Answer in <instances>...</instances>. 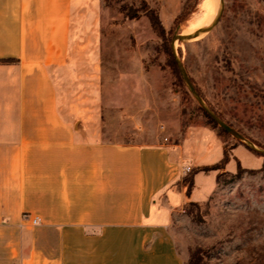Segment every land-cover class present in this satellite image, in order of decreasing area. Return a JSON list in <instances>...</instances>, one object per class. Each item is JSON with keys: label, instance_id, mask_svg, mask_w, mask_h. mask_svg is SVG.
Segmentation results:
<instances>
[{"label": "crops", "instance_id": "1", "mask_svg": "<svg viewBox=\"0 0 264 264\" xmlns=\"http://www.w3.org/2000/svg\"><path fill=\"white\" fill-rule=\"evenodd\" d=\"M101 1L0 0V264H189L174 228L180 212L209 200L218 173L236 172L199 170L224 157L210 127H200L208 138L199 155L165 138L107 141L89 117L68 113L56 77L76 59V30L96 24ZM219 148L217 162H203ZM203 175L216 183L204 186Z\"/></svg>", "mask_w": 264, "mask_h": 264}, {"label": "rangeland", "instance_id": "2", "mask_svg": "<svg viewBox=\"0 0 264 264\" xmlns=\"http://www.w3.org/2000/svg\"><path fill=\"white\" fill-rule=\"evenodd\" d=\"M203 1L155 0L154 9L205 105L264 149L257 144L264 146V0H223L211 31L178 39L202 29L217 13L218 6L211 18L193 26L204 12ZM141 4L102 0L96 24L76 30V59L56 77L61 100L70 115L89 117L107 141L150 144L167 137L168 144L192 143L201 155L208 137L200 127L211 117L174 71L163 37ZM128 11H138L137 17L128 18ZM223 139L229 152L244 145L225 165L236 172H220L209 200L184 207L174 224L177 242L189 262L264 264V156L228 132ZM220 154L219 148L203 162H217ZM193 171L192 166L183 174L184 181ZM213 181L216 175L199 179L204 186Z\"/></svg>", "mask_w": 264, "mask_h": 264}, {"label": "trees", "instance_id": "3", "mask_svg": "<svg viewBox=\"0 0 264 264\" xmlns=\"http://www.w3.org/2000/svg\"><path fill=\"white\" fill-rule=\"evenodd\" d=\"M141 8L142 10H144V13L148 16L150 22H151V25L152 27L154 28L155 31L158 32V34L160 36L163 37V40H164V46H165V49H166V52L167 54L169 55L170 57V61H171V64L174 68V71L182 76V73H181V70H180V67L178 65V61H177V57L175 55V52L174 50L172 49V46H171V42L170 40L167 38V35H166V30H165V27L163 25V22L159 16V14L157 13V11L152 8L148 2L146 0H142V4H141ZM137 14H138V11H135L133 13H129V11L126 13V16L128 18H136L137 17ZM184 15V11L178 16V19L182 18ZM173 41V39H172ZM211 120L205 124V126L207 127H210L211 129H214L217 134L219 135V137L225 142V140L223 139V133L226 132L222 127H221V130L220 131H217V122L214 121L212 118H210ZM257 144L261 147H264L263 145L259 144L257 142ZM234 148V147H233ZM251 150L254 154L258 155V156H262L260 155L259 153L255 152L254 150H252L251 148L249 149ZM230 160V152L228 150V148L225 146V152H224V157L222 158V160L219 162V163H216V164H213L211 166H204V167H201L199 168V170H205V171H208V170H218V169H221V168H224L225 165L228 163V161ZM242 170H244V168L242 167V165L238 164V173L242 172ZM261 170H264V162H263V165L261 167ZM196 172L193 171L188 177H186V182H187V193L188 195H190L191 193V190L193 189V186H194V173ZM221 173L218 174V177L220 176ZM189 264H201L200 262H189Z\"/></svg>", "mask_w": 264, "mask_h": 264}, {"label": "water", "instance_id": "4", "mask_svg": "<svg viewBox=\"0 0 264 264\" xmlns=\"http://www.w3.org/2000/svg\"><path fill=\"white\" fill-rule=\"evenodd\" d=\"M221 6H223V0H221ZM222 12V7L219 11V13L217 14V16L215 17L214 21L206 28L203 29H199L197 31H195L192 34H187V35H178L177 38L182 40V41H187L190 40L192 38H195L197 36H200L202 34H206L209 31L212 30V28L217 24L220 15ZM175 38H173L174 41ZM175 52V51H174ZM176 57H177V53H175ZM178 61V65L180 67L181 73L183 75V77L185 78L190 90L194 93V95L197 97V99L199 100V102L201 103V105L203 106V108L205 109V111L208 113V115L217 122V124L219 126H221L226 132L238 137L239 139L243 140L244 142H246L250 148L252 150H254L255 152L259 153L260 155L264 156V149L257 147V145H255L253 142L246 140L243 135H241L234 127H232L230 124H228L226 121H224L222 118H220L217 114H215L211 109H209L205 103L203 102L200 94L198 93V91L196 90L195 86L192 83L191 78L189 77L185 67L181 64L180 60L177 58Z\"/></svg>", "mask_w": 264, "mask_h": 264}, {"label": "bare ground", "instance_id": "5", "mask_svg": "<svg viewBox=\"0 0 264 264\" xmlns=\"http://www.w3.org/2000/svg\"><path fill=\"white\" fill-rule=\"evenodd\" d=\"M217 6H218V11L217 13L211 18V16L214 14V12L216 11L217 9ZM220 8H221V0H204L203 1V9H204V12L202 14V16L197 20V22L193 25V26H196V25H200L204 22H206L209 18H211L203 27V28H206L208 27L215 19V17L217 16V14L219 13L220 11ZM193 22V21H191ZM188 27V26H187Z\"/></svg>", "mask_w": 264, "mask_h": 264}, {"label": "built area", "instance_id": "6", "mask_svg": "<svg viewBox=\"0 0 264 264\" xmlns=\"http://www.w3.org/2000/svg\"><path fill=\"white\" fill-rule=\"evenodd\" d=\"M168 138L166 137L165 140H167ZM183 171L185 173H188V172H191L192 171V166L191 165H185L183 167ZM23 217L25 219H29L30 222L33 224V225H37L39 222H40V218L38 216H33L31 215L30 213H24L23 214Z\"/></svg>", "mask_w": 264, "mask_h": 264}]
</instances>
